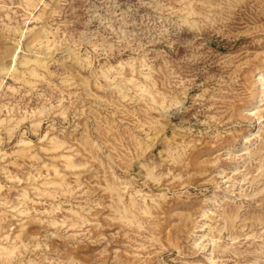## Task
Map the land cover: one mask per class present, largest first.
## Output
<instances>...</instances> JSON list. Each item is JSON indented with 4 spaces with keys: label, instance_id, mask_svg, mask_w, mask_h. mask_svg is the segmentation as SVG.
Returning a JSON list of instances; mask_svg holds the SVG:
<instances>
[{
    "label": "rangeland",
    "instance_id": "374dc122",
    "mask_svg": "<svg viewBox=\"0 0 264 264\" xmlns=\"http://www.w3.org/2000/svg\"><path fill=\"white\" fill-rule=\"evenodd\" d=\"M263 190L264 0H0V264H264Z\"/></svg>",
    "mask_w": 264,
    "mask_h": 264
},
{
    "label": "bare ground",
    "instance_id": "6f19581e",
    "mask_svg": "<svg viewBox=\"0 0 264 264\" xmlns=\"http://www.w3.org/2000/svg\"><path fill=\"white\" fill-rule=\"evenodd\" d=\"M255 180H256V179H255ZM255 180H254V181H255ZM252 181H253V179H252ZM252 181H251V184H252ZM259 181H260V180H259ZM261 181H262V180H261ZM256 182H257V181H256ZM255 184H256V183H255ZM252 187H253V186H252ZM255 187H256V186H255ZM263 191H264V190H263ZM263 191H262V192H263ZM257 193H259V192H257ZM263 193H264V192H263ZM253 195H256V194H253ZM259 197H260V196H259ZM259 197H258V198H259ZM251 201H252V200H251ZM261 205H262V204H261ZM257 208H258V207H257ZM259 209H260V208H259ZM257 212H258V211H257ZM263 213H264V212H263ZM254 215H255V214H254ZM225 216H226V215H225ZM236 216H237V215H236ZM252 216H253V215H252ZM227 217H228V216H227ZM230 217H232V216H230ZM224 218H225V217H224ZM235 218L237 219L238 217H234V219H235ZM253 218H255V216H254ZM259 218H260V216H259ZM227 219H228V218H227ZM230 219H231V218H230ZM230 219H229L228 221H230ZM236 219H235V220H236ZM225 220H226V219H225ZM259 221H260V220H259ZM261 221H262V220H261ZM231 222H232V221H231ZM233 222H234V220H233ZM233 222H232V223H233ZM253 222H254V221H253ZM257 222H258V221H257ZM263 222H264V221H263ZM255 223H256V222H255ZM235 225H236V224H235ZM245 225H246V223H245ZM231 226H232V225H231ZM258 226H259V225H258ZM234 227H235V226H234ZM245 227H246V226H245ZM254 227H255V226H254ZM230 229H231V228H230ZM248 230H249V229H248ZM251 230H252V229H251Z\"/></svg>",
    "mask_w": 264,
    "mask_h": 264
}]
</instances>
